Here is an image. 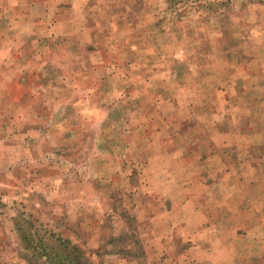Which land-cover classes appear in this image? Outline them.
<instances>
[{
	"label": "rangeland",
	"instance_id": "1",
	"mask_svg": "<svg viewBox=\"0 0 264 264\" xmlns=\"http://www.w3.org/2000/svg\"><path fill=\"white\" fill-rule=\"evenodd\" d=\"M0 264H264V0H0Z\"/></svg>",
	"mask_w": 264,
	"mask_h": 264
},
{
	"label": "trees",
	"instance_id": "2",
	"mask_svg": "<svg viewBox=\"0 0 264 264\" xmlns=\"http://www.w3.org/2000/svg\"><path fill=\"white\" fill-rule=\"evenodd\" d=\"M55 253V251H54ZM56 258H59V262H65L69 257L63 256L60 253H55ZM68 263V262H67Z\"/></svg>",
	"mask_w": 264,
	"mask_h": 264
}]
</instances>
